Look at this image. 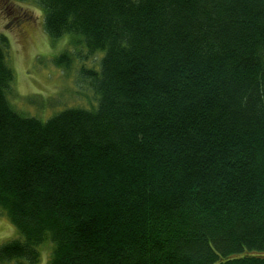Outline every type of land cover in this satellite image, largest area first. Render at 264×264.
<instances>
[{
    "label": "trees",
    "instance_id": "16d2710c",
    "mask_svg": "<svg viewBox=\"0 0 264 264\" xmlns=\"http://www.w3.org/2000/svg\"><path fill=\"white\" fill-rule=\"evenodd\" d=\"M35 1L104 55L79 71L96 106L42 121L0 34V263L50 241L49 264H264V0Z\"/></svg>",
    "mask_w": 264,
    "mask_h": 264
},
{
    "label": "rangeland",
    "instance_id": "374dc122",
    "mask_svg": "<svg viewBox=\"0 0 264 264\" xmlns=\"http://www.w3.org/2000/svg\"><path fill=\"white\" fill-rule=\"evenodd\" d=\"M0 34L7 36L11 45L9 63L15 80L8 97L16 110L46 121L67 108L96 106L95 93L80 82L79 71L83 65L99 69L103 51L89 59L80 58L79 53L87 54V47L75 44L71 34L51 38L44 29L43 12L35 0H0ZM65 52L72 62L70 69L65 66L67 62L63 66L55 63ZM19 236L7 215L0 212V245ZM39 251L37 264H49L52 243L44 242Z\"/></svg>",
    "mask_w": 264,
    "mask_h": 264
}]
</instances>
